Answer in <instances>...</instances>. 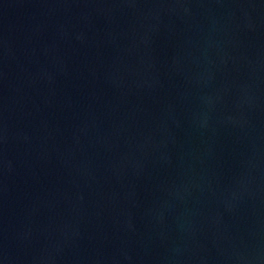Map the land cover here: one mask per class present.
Listing matches in <instances>:
<instances>
[{
  "label": "water",
  "instance_id": "water-1",
  "mask_svg": "<svg viewBox=\"0 0 264 264\" xmlns=\"http://www.w3.org/2000/svg\"><path fill=\"white\" fill-rule=\"evenodd\" d=\"M0 264H264V0H0Z\"/></svg>",
  "mask_w": 264,
  "mask_h": 264
}]
</instances>
